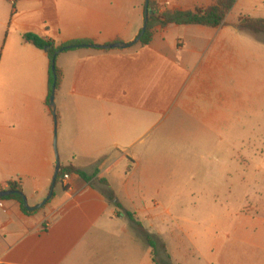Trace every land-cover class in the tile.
<instances>
[{"label": "crops", "instance_id": "obj_1", "mask_svg": "<svg viewBox=\"0 0 264 264\" xmlns=\"http://www.w3.org/2000/svg\"><path fill=\"white\" fill-rule=\"evenodd\" d=\"M158 2L162 9L194 11L215 0ZM251 2L236 0L218 27H158L151 43L142 47L156 52H182L189 47L194 54L184 56L191 71L185 112L198 126L218 121L223 79L240 59L234 36L240 31L234 22L239 15H248L241 8ZM143 21L144 0H0V190L17 181L29 206L41 202L55 172V143L60 167L72 165L87 174L96 171L97 178H105L114 191V202L161 238L169 222L166 217L173 218L164 201L174 197V186L165 182L164 171L140 162L143 156L136 155V160L127 156L130 165L122 162L128 153L125 127L135 121L125 117L126 105L112 103L111 88L97 102L93 86L97 76L110 80L112 60L121 58L112 51L127 48L79 47L58 53L53 114L47 102V53L22 39L23 34L33 33L55 45L79 39L95 45L129 43ZM193 97L209 105L201 106ZM118 163L124 164V172L114 170ZM3 198L0 264H158L152 248L122 213L116 214L118 209L94 180L61 176L50 199L31 215L24 214L16 200Z\"/></svg>", "mask_w": 264, "mask_h": 264}, {"label": "rangeland", "instance_id": "obj_2", "mask_svg": "<svg viewBox=\"0 0 264 264\" xmlns=\"http://www.w3.org/2000/svg\"><path fill=\"white\" fill-rule=\"evenodd\" d=\"M255 1L241 13L264 17V0ZM234 36L240 59L223 79L212 125L198 126L185 112L189 47L112 51L121 58L112 60L110 80L97 76L93 85L97 102L111 88L112 103L126 105L125 117L135 121L125 127L122 162L143 156L174 186V197L163 200L173 218L158 237V264H264V35ZM114 170L124 172V164Z\"/></svg>", "mask_w": 264, "mask_h": 264}, {"label": "trees", "instance_id": "obj_3", "mask_svg": "<svg viewBox=\"0 0 264 264\" xmlns=\"http://www.w3.org/2000/svg\"><path fill=\"white\" fill-rule=\"evenodd\" d=\"M236 0H215L214 4L207 7H197L194 11H173L168 9H162L158 0H148L147 3V25L146 30L139 38L137 44L141 47H145L151 43L153 39V34L156 28H164L167 25H203L208 27H218L224 24L225 17L233 7ZM235 28L243 33L249 34L250 36L256 37L258 35H264V18L251 17L248 15H239L234 22ZM22 39L33 45L34 47L45 50L46 47L49 49L46 51L49 60L48 68V89L49 96L51 93L52 84L55 81V87H57L59 79V71L55 66V71H52V59L55 52L61 48H65L63 51L73 50L75 48L82 47L83 44H91L90 40H72L62 44L55 45L52 40L40 37L33 33H25L22 35ZM55 73V74H54ZM49 102V100H47ZM64 174H73L80 177L85 182H90L94 180L99 191L103 194L106 200L112 203L120 213H122L128 220L130 226L133 230L144 240V242L152 248L153 261L155 260V251L158 244V237L156 235L150 234L141 224V222L135 217V214L129 210L124 209L119 202H114L116 195L107 183L105 178H97V172L92 174H87L81 169H78L72 165L61 166L57 174L56 181L61 178ZM94 184V183H93ZM95 185V184H94ZM6 190L16 191L17 193L8 195L3 199H13L16 200L21 211L26 215H31L36 211H29L23 204V193L19 182L10 181L7 183Z\"/></svg>", "mask_w": 264, "mask_h": 264}, {"label": "water", "instance_id": "obj_4", "mask_svg": "<svg viewBox=\"0 0 264 264\" xmlns=\"http://www.w3.org/2000/svg\"><path fill=\"white\" fill-rule=\"evenodd\" d=\"M147 3H148V0H144V21H143V25H142L139 33L137 34V36L135 37V39L132 42H129V43L112 42V43L106 44V45L83 44L81 46L82 47H88V48H101V49H115V48L124 49V48H128V47L138 43L139 38L142 36V34L146 30L147 15H148ZM48 49H49V47H46L45 51H47ZM63 50H65V48H61V49L57 50L55 52L54 56H53V59L51 61V63H52V71L53 72L55 71V69H54L55 57H56V55L58 53L62 52ZM54 91H55V81L52 84L51 93H50V96H49V107L51 108L53 114H54V110H55ZM54 154H55V172H54V176L52 178V183H51L50 190H49L47 196L41 202H39L38 204H36L34 206H29L27 204L26 199L23 198V204L26 207V209L29 210V211H34V210L40 209L41 207H43L45 205V203L52 196L53 188H54L55 182H56V177H57V174H58L59 169H60V161H59V157H58V153H57V149H56L55 143H54ZM14 193H17V192L16 191H12V190H0V198L6 197V196L14 194Z\"/></svg>", "mask_w": 264, "mask_h": 264}, {"label": "built area", "instance_id": "obj_5", "mask_svg": "<svg viewBox=\"0 0 264 264\" xmlns=\"http://www.w3.org/2000/svg\"><path fill=\"white\" fill-rule=\"evenodd\" d=\"M68 174H64V175H62V177H63V179H66V178H68Z\"/></svg>", "mask_w": 264, "mask_h": 264}]
</instances>
